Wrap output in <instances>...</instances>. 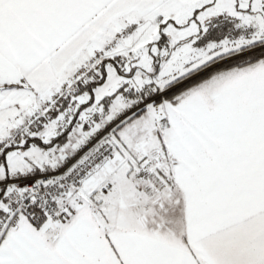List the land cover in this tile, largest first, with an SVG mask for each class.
Wrapping results in <instances>:
<instances>
[{
	"label": "snow or ice",
	"instance_id": "snow-or-ice-1",
	"mask_svg": "<svg viewBox=\"0 0 264 264\" xmlns=\"http://www.w3.org/2000/svg\"><path fill=\"white\" fill-rule=\"evenodd\" d=\"M0 264H264V0H0Z\"/></svg>",
	"mask_w": 264,
	"mask_h": 264
}]
</instances>
